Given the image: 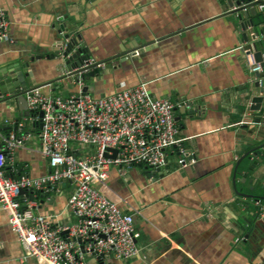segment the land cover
Here are the masks:
<instances>
[{"label":"crops","instance_id":"0c3cea01","mask_svg":"<svg viewBox=\"0 0 264 264\" xmlns=\"http://www.w3.org/2000/svg\"><path fill=\"white\" fill-rule=\"evenodd\" d=\"M254 9L248 19L264 25V9ZM0 10L9 21V40L0 41V73L28 62L22 72L32 74L29 88L76 94L63 77L61 54L49 57L63 34L73 32L75 48L105 63L84 79L87 93L104 97L120 83L132 87L142 79L152 98L174 105L178 147L167 155L161 176L143 166L128 168L123 177L109 171L106 195L132 215L139 255L126 261L85 255L84 264H264V214L254 206L264 202V100L262 110L251 109L260 95L255 83L264 87V66L250 72L243 52L264 56V35L252 41L248 29L245 42L227 0H0ZM134 50L138 56L128 58ZM26 112L18 100L0 102V137ZM25 131L28 140L7 165L17 175L43 176L49 167L40 154L39 126L27 123ZM178 148L195 162L178 168ZM72 191L66 182L20 201L33 204V213L48 217L52 228L71 225ZM0 264H40L25 254L2 209Z\"/></svg>","mask_w":264,"mask_h":264},{"label":"built area","instance_id":"2783aa9c","mask_svg":"<svg viewBox=\"0 0 264 264\" xmlns=\"http://www.w3.org/2000/svg\"><path fill=\"white\" fill-rule=\"evenodd\" d=\"M246 4L264 9V0ZM8 26L0 10V41L9 40ZM67 44L68 40L61 42L62 51ZM243 52L250 72L260 73L262 67L254 55ZM127 55L136 57L138 52ZM104 67L105 63L87 58L80 67L65 71L63 77L78 88L68 97L44 95L38 87L29 90L26 118L0 137V209L25 254L40 264H84L85 255L122 261L137 257L132 215L123 213L106 195L110 168L122 177L132 166L161 170L172 148L178 147L174 105L152 98L144 80L132 87L120 83L115 93L99 98L83 92L84 77ZM27 123L39 126L40 154L49 167L40 177L17 175L12 167L17 176L5 171L13 152L28 140ZM194 162L192 154L178 148V168ZM66 182L73 187L67 207L76 219L74 224L52 228L48 217L33 213V204L22 207L20 197L28 196L20 191L34 197L55 192ZM254 206L258 214H264L263 201H254Z\"/></svg>","mask_w":264,"mask_h":264},{"label":"water","instance_id":"95a60500","mask_svg":"<svg viewBox=\"0 0 264 264\" xmlns=\"http://www.w3.org/2000/svg\"><path fill=\"white\" fill-rule=\"evenodd\" d=\"M227 2H228L229 8L232 9V12L237 13V18H238V21L240 22L239 25L243 32L242 37L245 42L248 41V37H247L248 29H251L254 31L252 35H250V39L252 41H255L259 36L264 35V25L257 26V23H255L251 19L250 20L248 19L249 14L253 15L255 13L253 4H246L247 0H227ZM63 31H64V28L63 26H61L60 32H63ZM72 35H73V32L69 34L67 33L63 34L57 46L53 48L52 54H50L49 56L50 58H54L55 56H59L61 54V59L64 60L63 61L64 65L66 69L68 70H70L71 68L80 67L84 63V61L87 59V56L83 55L81 50H74L76 40L71 38ZM66 39H69V44L67 48L65 49V51L61 52V46H60L61 42L65 41ZM253 55H254L255 61L259 62L261 67H263L264 66V62L262 59L263 53L260 51H257ZM38 59H39V56L30 58L31 62H33L34 60H38ZM28 66H29L28 62L21 66L14 65V66L6 68V70H3L2 73H0V102H8L11 99H15L24 105L26 104L25 95L29 90L32 89L28 87L27 78L32 77V74L30 72H25V73L22 72V68L24 69V68H27ZM95 75H96V71L90 72L85 77V80H88L90 77H93ZM255 86H256V93L260 95L255 96L252 99L251 109L260 111L262 110V103L264 100V87L260 86L259 82H256ZM83 92H87V87L83 88ZM26 115H27V112H26ZM254 155L255 154H253V156ZM253 156L250 155L248 156V158H251ZM259 161L260 159L253 161L254 166ZM239 162H237L236 164L237 166ZM152 174H154L157 177H160L161 170H156ZM147 176H148V172H147ZM233 181H235L234 176H233ZM22 194H26L28 198L32 200V197H33L32 194L30 193L27 194L24 191H20V195Z\"/></svg>","mask_w":264,"mask_h":264},{"label":"trees","instance_id":"16d2710c","mask_svg":"<svg viewBox=\"0 0 264 264\" xmlns=\"http://www.w3.org/2000/svg\"><path fill=\"white\" fill-rule=\"evenodd\" d=\"M5 171H6L7 174H11V175H13L14 177L17 176V175H15V174H12V170L10 169V167H9L8 165L5 166ZM256 199H257V198H256Z\"/></svg>","mask_w":264,"mask_h":264},{"label":"bare ground","instance_id":"6f19581e","mask_svg":"<svg viewBox=\"0 0 264 264\" xmlns=\"http://www.w3.org/2000/svg\"><path fill=\"white\" fill-rule=\"evenodd\" d=\"M255 6V5H254ZM67 40V39H66ZM68 44H69V42H68ZM68 44H67V46H68ZM67 48V47H66ZM74 50H81V49H79V48H75V46H74ZM65 51V50H64ZM73 52V51H72ZM87 58H89L88 56H87ZM262 59H263V61H264V56H262ZM72 69V68H71ZM68 70V69H67ZM97 74V73H96ZM88 75V74H87ZM86 77V76H85ZM85 77H84V79H85Z\"/></svg>","mask_w":264,"mask_h":264}]
</instances>
